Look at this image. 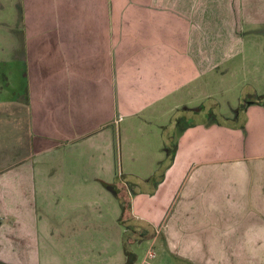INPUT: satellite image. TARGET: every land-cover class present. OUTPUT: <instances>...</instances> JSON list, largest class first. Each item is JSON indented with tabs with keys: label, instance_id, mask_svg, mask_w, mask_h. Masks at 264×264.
<instances>
[{
	"label": "crops",
	"instance_id": "1",
	"mask_svg": "<svg viewBox=\"0 0 264 264\" xmlns=\"http://www.w3.org/2000/svg\"><path fill=\"white\" fill-rule=\"evenodd\" d=\"M21 13L26 92L14 103L30 111L36 162L0 168V263L40 264L41 241L72 221L59 233L65 253L94 264L88 249H110L114 235L99 236L82 207L120 190L92 182L87 158L111 153L117 121L173 104L201 113L208 77L236 65L246 28L264 25V0H23ZM203 115L162 136L171 161L130 213L153 227L159 255L171 257L162 264H264V105L249 104L240 125ZM49 214L72 217L51 229Z\"/></svg>",
	"mask_w": 264,
	"mask_h": 264
},
{
	"label": "rangeland",
	"instance_id": "2",
	"mask_svg": "<svg viewBox=\"0 0 264 264\" xmlns=\"http://www.w3.org/2000/svg\"><path fill=\"white\" fill-rule=\"evenodd\" d=\"M22 3L23 0H0V168L17 164L27 158L33 161L36 159L31 151L27 127L30 111L24 107L20 108L22 106L17 108L14 103L17 98H24L26 92L22 62L20 59L17 60L18 56L20 58L23 55L25 46V37L22 33L24 28ZM263 26L253 25L246 28V32L249 33L244 40V52L236 65L225 64L222 74L208 77L209 86L207 85L206 89L208 95H205L207 97L198 105L201 113L173 109V102V105H169L171 108L162 111V114L170 112L165 115L166 118L156 119L162 115L161 112L154 113V116L145 112L117 121V124L112 126L114 136L111 153L109 155L95 153L93 157L90 155V158H87L91 164V173H94L92 182L96 181L102 188V179L107 181L109 179L112 186L114 188L117 186V191L120 190L116 191L117 195L108 192L109 199L102 193L93 192L85 202L87 204L92 202L94 205L82 207L85 214L95 212L93 216L99 236H103V230L114 235V244L110 249L101 248V245L88 249L96 253L94 264H123V260L125 264L128 261L131 264H162L171 261L169 255L164 254L162 257L159 255L160 241H153V227H146L145 223L132 217L130 213L132 199L139 190L154 188L164 172L166 163L171 161L170 157L162 154L161 149L167 143L162 141V136L169 139L172 135V123L177 121V128L174 127L177 131L185 129L188 123L202 118L201 114L204 113V121L209 124L240 125L248 105L252 101H261L264 97ZM237 113H240V117H235ZM66 147L65 149H68ZM168 148L172 149L171 146ZM65 149L60 152L64 157L67 154ZM73 160L70 156L66 157V164H71ZM93 197L95 198L92 199ZM76 214L73 212L74 220L77 219ZM85 214L82 216L85 217ZM68 217L71 218L72 215L66 218L64 215L49 214L45 217L43 225L49 224L52 226L51 229L53 226L62 228ZM66 224L67 226L63 227L64 231L72 230L76 225L72 221H67ZM54 232L56 236L49 233L41 241L40 264H87L75 254H66L64 248L67 247L69 240L60 237V232L55 230Z\"/></svg>",
	"mask_w": 264,
	"mask_h": 264
},
{
	"label": "trees",
	"instance_id": "3",
	"mask_svg": "<svg viewBox=\"0 0 264 264\" xmlns=\"http://www.w3.org/2000/svg\"><path fill=\"white\" fill-rule=\"evenodd\" d=\"M264 97L263 98H261V101H256V102H254L253 104H262V105H264ZM127 254H130L129 252H127ZM127 264H131V262L130 261H128V263Z\"/></svg>",
	"mask_w": 264,
	"mask_h": 264
},
{
	"label": "flooded vegetation",
	"instance_id": "4",
	"mask_svg": "<svg viewBox=\"0 0 264 264\" xmlns=\"http://www.w3.org/2000/svg\"><path fill=\"white\" fill-rule=\"evenodd\" d=\"M255 102H256V101H255ZM251 103H254V102L252 101ZM251 103H250V104H251Z\"/></svg>",
	"mask_w": 264,
	"mask_h": 264
},
{
	"label": "water",
	"instance_id": "5",
	"mask_svg": "<svg viewBox=\"0 0 264 264\" xmlns=\"http://www.w3.org/2000/svg\"><path fill=\"white\" fill-rule=\"evenodd\" d=\"M111 190H113V188Z\"/></svg>",
	"mask_w": 264,
	"mask_h": 264
}]
</instances>
